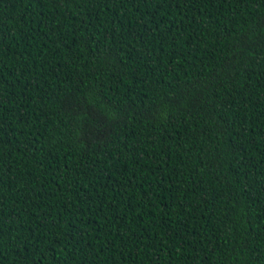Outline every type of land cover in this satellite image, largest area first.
I'll use <instances>...</instances> for the list:
<instances>
[{"label": "trees", "instance_id": "16d2710c", "mask_svg": "<svg viewBox=\"0 0 264 264\" xmlns=\"http://www.w3.org/2000/svg\"><path fill=\"white\" fill-rule=\"evenodd\" d=\"M0 264H264V0H0Z\"/></svg>", "mask_w": 264, "mask_h": 264}]
</instances>
